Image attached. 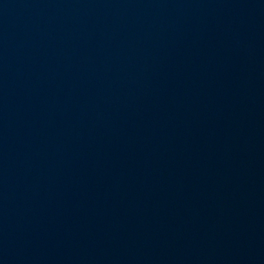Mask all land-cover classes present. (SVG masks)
<instances>
[{
	"label": "water",
	"instance_id": "obj_1",
	"mask_svg": "<svg viewBox=\"0 0 264 264\" xmlns=\"http://www.w3.org/2000/svg\"><path fill=\"white\" fill-rule=\"evenodd\" d=\"M0 264H264V0H0Z\"/></svg>",
	"mask_w": 264,
	"mask_h": 264
}]
</instances>
